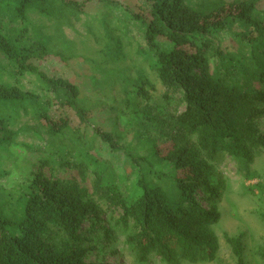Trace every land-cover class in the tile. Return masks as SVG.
<instances>
[{
	"label": "trees",
	"instance_id": "16d2710c",
	"mask_svg": "<svg viewBox=\"0 0 264 264\" xmlns=\"http://www.w3.org/2000/svg\"><path fill=\"white\" fill-rule=\"evenodd\" d=\"M140 1L128 11L147 42L142 60L134 74L103 70L117 94L96 107L76 78L42 67L74 53L35 17L70 26L90 3L116 2L0 0V264H101L90 256L117 228L141 263L218 262L228 187L218 166L231 158L253 177L264 149V0ZM111 111L118 124L95 122ZM225 240L246 264L243 234Z\"/></svg>",
	"mask_w": 264,
	"mask_h": 264
},
{
	"label": "rangeland",
	"instance_id": "374dc122",
	"mask_svg": "<svg viewBox=\"0 0 264 264\" xmlns=\"http://www.w3.org/2000/svg\"><path fill=\"white\" fill-rule=\"evenodd\" d=\"M80 1L83 2V0ZM191 1L195 5L204 7L231 0ZM114 2L116 4L111 7L103 3H90L85 9L86 13L79 15L70 26L62 24L59 27V24L53 20L35 17L38 23L47 27L48 33L55 36L57 48L63 50L67 48L65 52L68 56L74 53L65 64L53 58L47 62H42V67L50 74L64 73L76 78L86 92L88 103L96 107L111 101L117 94L115 86L113 89L109 87L108 76L103 74V70L113 69L114 72L115 69H120L134 74L135 67L142 60L138 52L147 47L141 25L131 17L130 11H128L130 9L132 12H138L139 4L142 1L114 0ZM108 34L113 36L114 41ZM116 39L120 40V52L117 49ZM64 41L71 42V45L69 47L64 46ZM111 48L114 50V57L108 55ZM117 55L118 57H116ZM0 63L6 66L7 60L0 57ZM145 68L150 75L151 70L147 64ZM92 76L100 80L98 85H102L101 88L91 82L89 78ZM0 78H9L5 69H0ZM151 78L157 81L156 75L151 76ZM20 81L27 88L41 90L33 76L20 78ZM157 90L159 93L164 91L160 86L157 87ZM158 97L160 96L158 95ZM159 102H162L161 98ZM110 118L112 123H119L118 120L114 119V111L109 112L106 118L104 115L97 117L95 122L109 126ZM20 140L31 141L32 139L24 134L20 136ZM16 151L24 158L29 155L28 151L17 148ZM8 165L11 168V163ZM218 168L228 186L220 205L222 219L214 227L220 239L218 262L190 263L183 261L181 264H218L219 262L236 264V257L225 240V234L230 236L243 234L246 264H264V256L262 255V249H264V197L261 187L257 185L259 183L264 185V149L258 150L254 154V159L250 165V172L253 177L247 178L243 175L238 164L231 158L220 163ZM6 182L9 183L10 180ZM250 187H253L254 191H250ZM115 235L116 240L110 243L99 239L97 242L98 249L92 253L90 260L98 261L101 264H167L157 256H151L146 263L139 262L131 246L125 244L126 234L117 228Z\"/></svg>",
	"mask_w": 264,
	"mask_h": 264
}]
</instances>
